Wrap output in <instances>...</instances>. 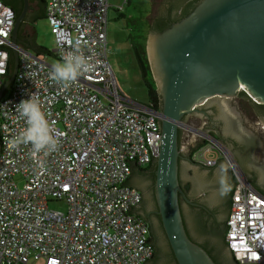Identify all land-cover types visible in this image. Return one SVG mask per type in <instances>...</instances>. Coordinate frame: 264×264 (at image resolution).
<instances>
[{"label": "built area", "instance_id": "built-area-1", "mask_svg": "<svg viewBox=\"0 0 264 264\" xmlns=\"http://www.w3.org/2000/svg\"><path fill=\"white\" fill-rule=\"evenodd\" d=\"M109 7L108 0H47L52 57L60 61L79 43L91 65L65 89L49 80L47 57L12 43L16 15L0 0V88L10 53L18 55L15 78L0 99V264H143L153 253L148 225L128 214L141 193L120 185L131 175L128 160L145 168L157 157L159 115L117 84L108 60ZM29 97L58 137L55 152L8 146L25 128L15 105ZM179 129L206 142L191 153L193 161L212 167L224 159L233 175L226 244L235 262L264 264V194L219 141L189 124ZM54 200L66 211L50 209Z\"/></svg>", "mask_w": 264, "mask_h": 264}, {"label": "water", "instance_id": "water-1", "mask_svg": "<svg viewBox=\"0 0 264 264\" xmlns=\"http://www.w3.org/2000/svg\"><path fill=\"white\" fill-rule=\"evenodd\" d=\"M166 6L167 0H162L159 14ZM28 7L29 0H23L13 26V44H16ZM145 51L161 100V109L156 111L159 115L158 155L152 160H156L154 197L162 228L177 264H216L205 249L190 240L185 230L179 204V196L184 193L178 177V134L179 131L183 134L181 145L185 149L203 139L179 126L184 122L206 132L213 129L218 136L217 129L198 108L207 109L210 115L213 111L209 109L217 104L219 110L229 112L228 105L239 95L244 97L242 92L254 103L264 104V0H199L179 21L161 32L149 31ZM13 56L11 76L0 88V99L18 69V55L13 52ZM262 120L264 122V118ZM235 122L237 126L223 130L224 138H236L244 133L242 123L237 119ZM208 125L212 127L207 128ZM222 141L232 154L225 140ZM252 144L254 146V140ZM247 146L248 149L239 153L250 163L252 145L249 142ZM220 161L225 162L218 159L217 163ZM254 161L258 163H255L257 181L264 189V166ZM127 162L131 174L136 165L132 160ZM181 171L184 178H190L185 168ZM128 180L120 186L133 187ZM202 188L208 189L205 183L202 187L200 183L191 194L196 197ZM141 201L129 208L128 214H137L135 210ZM228 218L229 215L225 243ZM148 243L152 246L151 241ZM226 247L228 249L227 244Z\"/></svg>", "mask_w": 264, "mask_h": 264}, {"label": "flooded vegetation", "instance_id": "flooded-vegetation-1", "mask_svg": "<svg viewBox=\"0 0 264 264\" xmlns=\"http://www.w3.org/2000/svg\"><path fill=\"white\" fill-rule=\"evenodd\" d=\"M162 14L163 12L152 19V23L149 25L150 29L153 22L158 21L159 17H162ZM242 95L244 96L243 98L241 95L237 98L242 102H247L248 108L245 111L247 109L251 110L256 118L262 120L264 118V104L254 103L244 92H242ZM209 110L213 111L210 115L207 109L198 108V111L208 118L211 123L210 125L214 126V129H217L216 132L220 140H225L243 174L263 189L257 181V165H255L257 162L254 161L252 156L249 163L239 153L246 150V148L248 149L247 144L250 142L252 145V148H249L250 152L264 154L261 139L258 136L244 133H239L236 138H232L231 136L224 138V129L231 130L237 126L234 115L227 111L219 110L217 104H213ZM212 126L208 125L207 128ZM211 131L214 130L212 129ZM182 139L183 134L180 131L178 141L180 151L178 177L184 195L181 194L179 200L186 233L191 241L208 252L216 264H237L232 254L224 245L225 223L230 212L229 194L233 183L232 173L223 161L218 162L212 167L193 161L191 153L202 140L197 142L194 147L185 149L181 145ZM253 140L254 146L252 144ZM149 166L150 169L148 170L145 169L146 167L139 168L135 166L128 180V183L137 188L142 194V201L135 211L148 225L153 245V253L144 264H177L162 228L157 204L154 200L155 158L148 164L147 168ZM182 168L188 171L190 178L182 176ZM143 179L146 180L144 181ZM194 181L198 184L201 183V187L204 183L208 187V189L202 188V190H199L196 198L191 194L192 189L198 186V184L194 185Z\"/></svg>", "mask_w": 264, "mask_h": 264}, {"label": "rangeland", "instance_id": "rangeland-1", "mask_svg": "<svg viewBox=\"0 0 264 264\" xmlns=\"http://www.w3.org/2000/svg\"><path fill=\"white\" fill-rule=\"evenodd\" d=\"M161 3L162 0H108V4L110 5L107 12L108 60L117 84L122 92L129 98L141 103H147V92L138 68L137 60L131 47V39H133L132 36L135 34L133 29L134 25L127 22L125 18H120L119 13L122 12L128 17L133 16L138 18L143 30L144 46L146 49L149 25L152 23V19L159 14ZM33 27L37 43L49 50H54L55 40L47 19L43 18L38 20L33 24ZM47 59L49 63H57L54 57H47ZM246 108H248L247 102H242L241 100H238L237 97L228 105L229 112L234 115L235 119L242 123L243 132L248 135L259 136L262 147L264 148V122L263 120L256 118L251 110L247 109L245 111ZM197 129L201 130L199 128H196V130ZM204 132L207 133L209 131ZM220 143L226 148L225 143L222 140ZM253 158L264 166V154L255 152L253 153ZM186 173L188 174L187 170ZM17 182L21 185L20 181ZM48 206L50 209L58 212H65L67 209V205L63 201L57 200L50 201ZM27 264L46 263L44 259H39L31 260Z\"/></svg>", "mask_w": 264, "mask_h": 264}, {"label": "trees", "instance_id": "trees-1", "mask_svg": "<svg viewBox=\"0 0 264 264\" xmlns=\"http://www.w3.org/2000/svg\"><path fill=\"white\" fill-rule=\"evenodd\" d=\"M198 1L199 0H167V6L163 11L162 17H159L160 19L158 21L153 22L151 29L149 28V30L152 32H161L165 28L169 27L172 23L179 21L181 18H183L189 12H191V10L195 7ZM2 2L6 5H9L13 9L16 17L20 14L23 7V0H2ZM46 2L47 0H29V7L27 14L18 29L16 44L21 48H23L24 50L29 51L37 56L52 57L54 56L53 50H49L46 47L39 45L37 43L36 34L34 32V27H33V24L35 22H37L40 19L46 18L45 16ZM119 17L125 18L127 22H130L134 25L133 29L135 34L132 36L133 39H131V47L134 56L137 60V64L142 80L144 81L146 87L147 102L151 103L153 108L156 111H158L161 109V100L157 92L154 79L152 77L149 63L147 61L146 51L144 46L145 45L144 34L141 27V23L137 17H133V16L128 17L126 14L122 12L119 13ZM13 62H14V56L12 51L10 53L9 69L5 81L11 76V72L13 69ZM209 134L212 135L214 138H216L218 141H221L219 136H215L214 131H209ZM179 138H180V131L178 134V141ZM205 143L206 142L202 140L195 150L201 148ZM134 167L135 166H133V168ZM154 167L156 168V166ZM145 169L147 170L150 169V166L148 168L146 167ZM249 181L252 183L254 187H256L264 194V190L258 187L254 181H252L251 179H249ZM234 184H235V180L233 178V183L229 194V198H230L229 208L231 204L232 193L234 190ZM179 204H180V200H179ZM150 241H151V236H150ZM224 245L226 247L225 237H224Z\"/></svg>", "mask_w": 264, "mask_h": 264}, {"label": "clouds", "instance_id": "clouds-1", "mask_svg": "<svg viewBox=\"0 0 264 264\" xmlns=\"http://www.w3.org/2000/svg\"><path fill=\"white\" fill-rule=\"evenodd\" d=\"M84 70H91V65L81 51L80 44L76 43L71 51L51 66L48 76L51 82L67 89ZM15 106L18 115L25 122V128L22 133L9 141V148L15 149L20 144H30L33 152L37 154L43 152L47 155L55 152L58 149V137L51 133L39 103L29 97L22 99Z\"/></svg>", "mask_w": 264, "mask_h": 264}]
</instances>
